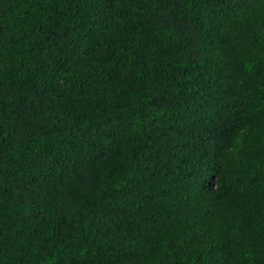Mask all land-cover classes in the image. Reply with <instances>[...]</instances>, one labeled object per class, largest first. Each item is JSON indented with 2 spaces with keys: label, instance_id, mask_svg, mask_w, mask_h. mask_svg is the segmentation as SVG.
<instances>
[{
  "label": "trees",
  "instance_id": "16d2710c",
  "mask_svg": "<svg viewBox=\"0 0 264 264\" xmlns=\"http://www.w3.org/2000/svg\"><path fill=\"white\" fill-rule=\"evenodd\" d=\"M0 264H264V0H0Z\"/></svg>",
  "mask_w": 264,
  "mask_h": 264
}]
</instances>
